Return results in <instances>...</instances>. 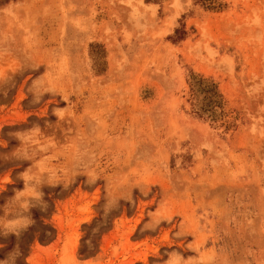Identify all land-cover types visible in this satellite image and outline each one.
Listing matches in <instances>:
<instances>
[{
    "label": "rangeland",
    "instance_id": "obj_1",
    "mask_svg": "<svg viewBox=\"0 0 264 264\" xmlns=\"http://www.w3.org/2000/svg\"><path fill=\"white\" fill-rule=\"evenodd\" d=\"M0 264H264V0H0Z\"/></svg>",
    "mask_w": 264,
    "mask_h": 264
}]
</instances>
